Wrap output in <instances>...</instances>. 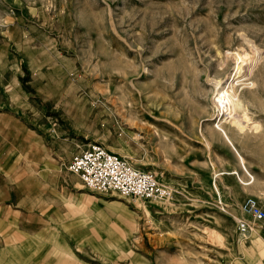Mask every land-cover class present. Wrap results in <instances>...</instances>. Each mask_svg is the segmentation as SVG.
<instances>
[{"label":"rangeland","instance_id":"rangeland-1","mask_svg":"<svg viewBox=\"0 0 264 264\" xmlns=\"http://www.w3.org/2000/svg\"><path fill=\"white\" fill-rule=\"evenodd\" d=\"M246 61L248 127L223 121L229 142L216 128L215 83L225 86ZM29 68L44 119L76 135L75 151L99 143L180 192L171 205L103 195L105 239L92 232L54 256L264 264V222L256 243L235 221L247 198L264 209V0H0L3 95Z\"/></svg>","mask_w":264,"mask_h":264},{"label":"crops","instance_id":"crops-1","mask_svg":"<svg viewBox=\"0 0 264 264\" xmlns=\"http://www.w3.org/2000/svg\"><path fill=\"white\" fill-rule=\"evenodd\" d=\"M36 73L26 69L6 94L0 89V264H75L54 256L55 249L84 244L92 232L105 239L108 201L68 166L99 143L75 151L76 135L62 131L56 117L44 119L41 90L30 83ZM52 234L58 241L36 244Z\"/></svg>","mask_w":264,"mask_h":264},{"label":"built area","instance_id":"built-area-1","mask_svg":"<svg viewBox=\"0 0 264 264\" xmlns=\"http://www.w3.org/2000/svg\"><path fill=\"white\" fill-rule=\"evenodd\" d=\"M68 170L79 176L86 188L100 194L115 193L123 198L171 205L180 193L174 185L136 168L129 159L100 144L74 156ZM235 221L240 234H250L264 222V209L254 198H247L242 204L241 216Z\"/></svg>","mask_w":264,"mask_h":264},{"label":"bare ground","instance_id":"bare-ground-1","mask_svg":"<svg viewBox=\"0 0 264 264\" xmlns=\"http://www.w3.org/2000/svg\"><path fill=\"white\" fill-rule=\"evenodd\" d=\"M248 61L246 62H241L238 65V69L235 72L233 78L227 79L229 80V83H227L225 86L222 83V79L216 81V89L217 93L214 99V106L218 109L219 114L218 116H221L220 122L218 125H216V128L221 132L224 138H226L229 142H232L228 131L226 128L222 125L223 121H235L238 120V128L237 130L240 131L241 133L245 132V127H248V125L245 124V122H241L240 119L247 117V103L246 100L243 99L242 95L239 94V90L242 89L245 90L247 84L245 82V79L247 77V65ZM251 70V69H250ZM247 104V105H246ZM224 115H227L226 118H224ZM224 118V120H223ZM252 124V123H251ZM253 126V127H252ZM249 128L256 129L258 131L259 125L255 124L252 125ZM241 162L245 165V160L243 157H240ZM246 170V169H245ZM254 179V178H253ZM256 181V180H255ZM248 184V183H247ZM260 232L254 230L253 236H255L254 241L256 243L259 242L257 237H259Z\"/></svg>","mask_w":264,"mask_h":264}]
</instances>
